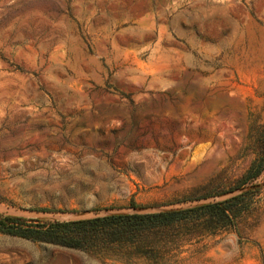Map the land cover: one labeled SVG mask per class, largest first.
I'll list each match as a JSON object with an SVG mask.
<instances>
[{"label":"rangeland","instance_id":"obj_1","mask_svg":"<svg viewBox=\"0 0 264 264\" xmlns=\"http://www.w3.org/2000/svg\"><path fill=\"white\" fill-rule=\"evenodd\" d=\"M183 210L0 264H264V0H0V221Z\"/></svg>","mask_w":264,"mask_h":264},{"label":"trees","instance_id":"obj_2","mask_svg":"<svg viewBox=\"0 0 264 264\" xmlns=\"http://www.w3.org/2000/svg\"><path fill=\"white\" fill-rule=\"evenodd\" d=\"M252 177L259 173L256 167ZM191 210L173 211L158 214L111 215L69 222H45L25 225L23 218L5 217L2 228L16 227L9 233L31 241L45 242L69 248L105 249L115 243H132L145 230L185 219ZM33 223V222H32Z\"/></svg>","mask_w":264,"mask_h":264}]
</instances>
